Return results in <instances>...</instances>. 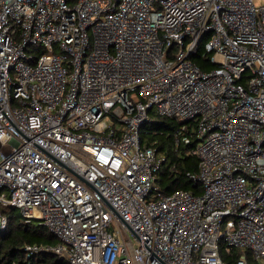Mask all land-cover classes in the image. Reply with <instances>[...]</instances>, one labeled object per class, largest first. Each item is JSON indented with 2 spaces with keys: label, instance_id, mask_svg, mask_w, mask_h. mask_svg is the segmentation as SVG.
<instances>
[{
  "label": "built area",
  "instance_id": "built-area-1",
  "mask_svg": "<svg viewBox=\"0 0 264 264\" xmlns=\"http://www.w3.org/2000/svg\"><path fill=\"white\" fill-rule=\"evenodd\" d=\"M152 113L181 121L199 194L157 185ZM0 206L58 238L26 244L29 264H225L232 247L264 264V0H0Z\"/></svg>",
  "mask_w": 264,
  "mask_h": 264
},
{
  "label": "trees",
  "instance_id": "trees-1",
  "mask_svg": "<svg viewBox=\"0 0 264 264\" xmlns=\"http://www.w3.org/2000/svg\"><path fill=\"white\" fill-rule=\"evenodd\" d=\"M203 49V46H202ZM193 59L203 71H210L216 67L208 57L201 53ZM153 117L140 127L139 135L142 146H152L165 157V162L159 170L156 182L165 193L183 189L195 194L201 192V186L188 176V172H198V158L191 153L193 144L176 143L175 132L181 121L172 117ZM175 166V169H171ZM0 211L8 218L6 229L0 232V264L25 263L24 246L26 244H57L58 238L44 225L34 224V221L26 222L20 210L16 207L0 206ZM22 219L20 222L17 220ZM239 248H231L230 252L221 249V256L225 264H235L241 253ZM250 261L254 260L249 255ZM30 264H68L67 261L50 252H43L30 258Z\"/></svg>",
  "mask_w": 264,
  "mask_h": 264
},
{
  "label": "rangeland",
  "instance_id": "rangeland-1",
  "mask_svg": "<svg viewBox=\"0 0 264 264\" xmlns=\"http://www.w3.org/2000/svg\"><path fill=\"white\" fill-rule=\"evenodd\" d=\"M153 114V113H152ZM157 117V114L154 116ZM109 121V120H108ZM22 219L17 220L16 222H20ZM34 224H38V221H34Z\"/></svg>",
  "mask_w": 264,
  "mask_h": 264
}]
</instances>
